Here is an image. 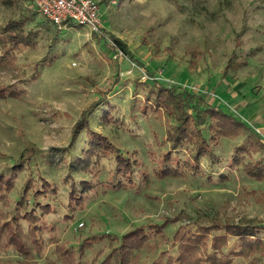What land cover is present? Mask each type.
I'll list each match as a JSON object with an SVG mask.
<instances>
[{
  "label": "rangeland",
  "instance_id": "374dc122",
  "mask_svg": "<svg viewBox=\"0 0 264 264\" xmlns=\"http://www.w3.org/2000/svg\"><path fill=\"white\" fill-rule=\"evenodd\" d=\"M93 1L104 26L102 38L87 36L73 23L60 29L37 11L33 0H0V25L24 17L27 30L33 23L41 28L36 46L20 47L14 67L0 70V85L13 84L19 93L0 98V174L23 166L7 210L17 207L28 178L39 181L40 176L57 190L39 198L51 209L41 217L47 226L42 254L25 261L9 249L0 254L1 264H62L56 244L72 248L78 259L81 242L98 237L80 259L93 264L98 251L108 253L109 240L119 244L134 227L169 219L174 222L164 233L149 240L158 249H141L138 264H152L161 250L169 249L177 228L208 225L214 219L260 227L264 241V181L242 169L258 159L264 164V151L244 155L236 166L230 157L242 137L219 138L213 147L215 159H203L201 172L159 179L153 169L161 166L158 155L166 150L161 141L168 120L144 101L148 90L161 87L202 97L237 122L264 129V0ZM107 37L121 40L127 53L111 46ZM233 54L238 68L225 72ZM93 102L100 105L89 113L90 129L139 160L142 173L132 187L98 188L80 209L71 211L65 177H85L74 159L85 145V132L69 153L61 150ZM111 165L102 161L100 182ZM229 242V248L236 245L233 238ZM170 251L175 253L176 247ZM252 257L264 263L259 251ZM248 260L233 258L230 264ZM99 262L101 253L94 264Z\"/></svg>",
  "mask_w": 264,
  "mask_h": 264
},
{
  "label": "trees",
  "instance_id": "16d2710c",
  "mask_svg": "<svg viewBox=\"0 0 264 264\" xmlns=\"http://www.w3.org/2000/svg\"><path fill=\"white\" fill-rule=\"evenodd\" d=\"M26 22L27 18L24 17L12 18L0 25V70L14 67L20 47L33 49L36 46L38 33L33 29L27 30ZM107 41H110L114 48L118 46L117 48L127 53L126 45L121 40L107 37ZM50 46L52 48V45ZM234 60L235 54L228 59L225 72L230 68H238ZM18 95V90L13 84L0 85V98ZM144 101L151 111L164 114L168 120L165 136L161 141L166 150L158 155L161 166H155L153 169L159 179L181 178L186 173L201 172L200 164L203 159L209 161L215 159L213 147L219 138L242 137L241 144L234 148V154L230 157L231 164L236 166H241L244 155L264 151V138L256 129L237 122L232 116L209 105L202 97L179 95L172 90L158 87L148 90L144 94ZM97 105H100V102H93L88 110L81 113V117L72 127L68 146L61 150L64 154L69 153L79 136L85 132L83 137L85 145L74 158L77 171L83 173L85 177L78 181L70 174L65 177L69 188L66 202L69 203L71 211L80 209L87 196L98 188L116 190L132 187L134 177L142 173L139 170V160L125 155L105 136L90 129L89 113ZM103 118H108V114ZM182 150L183 153L180 155ZM103 160L111 162L112 165L108 177L100 182L99 172ZM245 164L242 165V169L248 176L264 181L262 160L258 159L244 167ZM22 168L23 166H16L10 174H0V254L11 249L28 261L42 254L45 249L42 232L47 226L41 222V217L49 214L51 209L49 204L39 202V198L48 197L51 193H57V190L40 176L39 181L28 178L24 193L16 202L17 207L13 211L7 210L10 206L9 194L13 191L18 178L17 173L21 172ZM20 207L22 212L19 211ZM173 222V219H169L161 223L140 224L122 235L119 244L112 243L115 239L109 240L108 253L102 256V251H98L97 257L91 261L93 264L96 263L101 253V262L98 264H138V253L141 249L157 250L158 247L151 245L149 240L162 235ZM259 233L260 227L255 225L221 222L217 219L208 225L179 227L172 236L169 249L161 250L152 264H229L231 262L229 256L249 259L258 251L264 254V242ZM230 237L237 238L239 250H230L224 254ZM99 240L98 237L85 238L80 244L78 259L72 248L56 244L57 259L62 264H83L80 262L83 251ZM173 247H176L175 253L170 251ZM133 252H137V255L131 257ZM249 264H257L256 258L250 259Z\"/></svg>",
  "mask_w": 264,
  "mask_h": 264
},
{
  "label": "built area",
  "instance_id": "2783aa9c",
  "mask_svg": "<svg viewBox=\"0 0 264 264\" xmlns=\"http://www.w3.org/2000/svg\"><path fill=\"white\" fill-rule=\"evenodd\" d=\"M37 11L55 26L73 23L88 29L89 34L104 37L99 7L93 0H33Z\"/></svg>",
  "mask_w": 264,
  "mask_h": 264
},
{
  "label": "crops",
  "instance_id": "0c3cea01",
  "mask_svg": "<svg viewBox=\"0 0 264 264\" xmlns=\"http://www.w3.org/2000/svg\"><path fill=\"white\" fill-rule=\"evenodd\" d=\"M27 22H28V20H27ZM27 22H26V23H27ZM70 25H72V24H70ZM72 26H73V25H72ZM25 28H26V26H25ZM28 28L31 29V30L33 29V30H35L36 32L40 31V29H41V28H39L38 24H36V23H33V24H32L31 26H29ZM82 29L86 32V35H87V36L90 35V34H89V31H88L87 28L83 27ZM39 33H40V32H39ZM88 34H89V35H88ZM39 37H40V35H39ZM262 129H263V128H261V129L256 128L257 132H259V134L264 138V131H262ZM263 130H264V129H263ZM231 238H233V239L235 240L236 245H233L234 247L229 248L230 246H232V244H231L230 242H228L229 245L226 247V248H229L228 252H229L230 250H236V251L239 250V247L237 246V245L239 244L238 241H237V238H235V237H230V238H229V241H230ZM261 239H262V238H261ZM262 240H263V239H262ZM263 242H264V241H263ZM228 252H227V253H228ZM227 253H226V254H227ZM252 256H253V255L250 256L251 259L253 258ZM238 257H241V256H229V259H230V261H232L233 258H238ZM241 258H243V257H241ZM250 258H249V260H250ZM243 259H244V258H243ZM245 259H246V258H245ZM246 260H248V259H246ZM249 260H248V261H249ZM230 263H231V262H230ZM230 263H229V264H230Z\"/></svg>",
  "mask_w": 264,
  "mask_h": 264
}]
</instances>
